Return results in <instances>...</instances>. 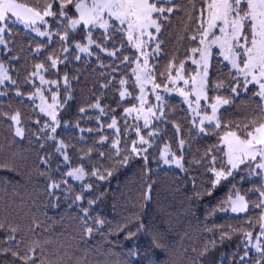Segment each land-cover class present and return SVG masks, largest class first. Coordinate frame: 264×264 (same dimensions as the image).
<instances>
[{"label": "trees", "instance_id": "trees-1", "mask_svg": "<svg viewBox=\"0 0 264 264\" xmlns=\"http://www.w3.org/2000/svg\"><path fill=\"white\" fill-rule=\"evenodd\" d=\"M20 2L42 9L49 0ZM179 3L180 9H174L169 20L161 21L163 26L156 38L162 40L161 50L149 61L154 66L155 82L161 84V88L155 93L150 89L147 102L156 104L155 95L159 93L163 115L151 121L152 147L146 153L147 164L142 156L131 158L123 167L113 163L124 155L125 148L130 149L132 141L138 144L133 126L143 123L142 119H134L137 114L134 112L127 117L126 130L125 109L138 106L135 97L140 95L139 86L133 85L135 77L131 69L135 65L120 63L122 54L129 59L135 54V50L126 45V40L116 34L105 43L102 30L97 29L93 33L94 41L102 43L108 50H115L116 56L110 57L93 47V56L80 54L81 59L76 60L74 44H86L82 31L69 35V51L62 55L58 36L46 44V39L19 24H11L13 31L5 34L8 48H0V61L10 69V75L16 81L15 85L10 83L0 87L8 91L5 98L0 97V165L6 166L0 167V224L4 225L0 230V264H23L12 252L25 256L33 247L36 259L28 264H39L41 260L45 264H257L258 261L264 264V260H260L261 254L252 249L262 223L261 208L254 207L260 203L258 189L263 185L262 178L256 174L259 170L250 173L248 165H241L230 178L214 185V176L207 171V159L200 164L193 160H200L206 149L211 148L213 154L218 155L216 166L219 169L224 158L215 151L217 136L200 133L183 97L169 95L164 90V77L169 71L173 75L176 72L175 67L170 68V63L178 67L183 61L182 75L186 79L197 71L189 58L190 49L196 42L188 39L194 30L196 12L192 11L190 0H179ZM195 5L199 9L200 0H195ZM52 10H58V2L53 3ZM66 11L75 18L71 5ZM190 11L192 21L188 20ZM45 19L49 21L50 30L56 31V20L53 17ZM38 45H43L39 54L35 51ZM216 53L214 51L209 67L208 96L210 100L214 95L230 100L218 112L222 129L224 122L233 128L239 125L241 129L245 125L251 129L253 122L256 125L264 123V108L260 98L253 95L256 86H249L247 93L237 89L240 94H232L230 67ZM49 55L64 62L52 69ZM37 63L45 65L47 80L59 84L62 107L58 111L60 125L55 141L46 139L48 133L39 132L40 125L36 121L43 124L48 117L28 98L36 87H40L30 76ZM65 75L68 77L67 89L63 81ZM121 79L128 81L123 89L119 83ZM218 83L222 87L216 89ZM182 86L183 81H179L175 87ZM167 87L173 90L172 84ZM53 90H57L55 85ZM121 90L131 93V97L121 99ZM17 91L21 95L18 96ZM69 95L71 99H66ZM97 101L104 108L103 114L94 107ZM17 112L21 120L18 126L24 130L23 138L15 136L17 125L10 119ZM113 118L119 132L108 127ZM148 131L141 128L140 134L148 139ZM117 137L120 156L113 155L112 144ZM180 140L184 141L183 151ZM61 141L66 146L63 151L67 153L68 161L56 151ZM166 146L178 158L183 156L182 163L187 171L162 163L160 155ZM45 158L47 164L42 162ZM80 166L89 175L82 182L69 180L66 172ZM109 168L115 170L103 180L90 174L99 169V174L106 175L105 169ZM63 180H68V184L62 183ZM50 181L60 183V188L52 190L51 195ZM89 184L91 188L87 187ZM237 192L248 203L247 211L224 214L222 211L227 207L229 197L236 196ZM146 194L150 199L145 198ZM77 195H82L83 199L77 201ZM90 201L94 203L90 205ZM82 208L88 209L86 223L94 229L90 239L83 236ZM97 219L104 221L103 227H99ZM11 228L16 229V240L7 241L13 234L9 231ZM249 231L252 232V243L245 240V233ZM128 233L133 235L129 237ZM222 233H229L231 238L225 236L221 241ZM212 241H215L214 245ZM261 243L264 244V238ZM4 249L9 250L4 252ZM205 249L207 253L202 255ZM246 251L247 257L241 260Z\"/></svg>", "mask_w": 264, "mask_h": 264}, {"label": "snow or ice", "instance_id": "snow-or-ice-1", "mask_svg": "<svg viewBox=\"0 0 264 264\" xmlns=\"http://www.w3.org/2000/svg\"><path fill=\"white\" fill-rule=\"evenodd\" d=\"M55 2H58L57 11L52 10ZM190 2L192 3V11L196 12V16L194 30L188 39L195 41L196 44L191 47L189 58L192 64L198 66L199 70L186 79L182 75L184 62H180L178 67L170 63V68L175 67L176 72L173 75L169 71L167 76L164 77V90L170 91L167 85L172 84L173 90L178 91L184 97L192 112V122L197 125L200 133L217 136V145L214 146L215 151L218 154H222L224 158L222 166L218 169L216 166L218 155L213 154L212 149L209 148L206 149L204 157L200 160L194 159L193 163L200 164L204 159H207V171L213 174L214 185L218 184L221 178L226 179L231 176L233 171L240 170V166L245 164L248 165L250 173L258 169L259 172L256 174L264 179V123L256 125L253 122L251 129L248 128V125L241 129L239 125L233 128L224 122L222 129V121L219 118L218 111L221 106L229 104L230 100L222 95H214L210 100L208 96V91L210 90L208 81L209 67L214 57L213 50L217 49L218 53L216 55L230 65V76L233 80L230 86L231 93L238 96L240 93L237 89L247 93L249 86L255 85L253 95L260 98L261 107L264 108V0H200L199 9L196 8L195 0H190ZM69 5L74 9L75 18L66 11ZM180 7L179 0H175V2L174 0H49L42 9H38L34 6H28L26 3L20 2V0H0V46L5 49L8 48L5 34H10L13 31L11 24H20L37 36L46 38V44L52 42L53 36H58L59 42L63 47L62 55L69 51V35L75 34L78 30L82 31L86 37V44H74L76 60L81 59L80 54L88 57L93 56L95 54L93 47L101 52H106L110 57H115L116 51L108 50L102 43L94 41L93 33L97 29L102 30L101 35L105 43L114 35L120 34L126 40V45L135 50V54L131 59L127 55L122 54L120 63L135 65L131 69L132 75L135 77L133 85H138L140 91V95L135 97L139 101L138 106L125 109L126 130L127 117L134 112L137 113L134 119L137 121L142 119L143 123L142 125L136 124L133 126L138 137V144L137 141H132L130 149L125 148L124 155L120 159L114 160L113 163L123 167L127 165L131 158L142 156L145 164H147L148 156L146 153L152 147L153 130L151 129V121L159 119L163 115L160 111L159 103L162 101V96L159 93L155 95L156 104L148 103L146 100L145 86L147 84L152 85V92L154 93L156 89L161 88V84L155 82L156 73L153 70L154 66H151L149 61L161 50L162 40L156 39L163 26L161 21L169 20L173 10H179ZM166 12L168 13L167 16L165 15ZM45 17H53L56 20L58 26L56 31L50 30L49 21ZM188 20H193L191 11L188 13ZM81 26L83 27L81 28ZM42 48L43 45H38L35 50L36 53L39 54ZM8 51H11V49H8ZM13 59H19V57H13ZM48 61L49 67L52 69H56L58 63L64 62L59 57L53 58L51 55L48 56ZM101 67H104V65L101 64ZM115 70L113 69V71ZM46 71L47 69L43 63H37L30 76L38 78L41 86L55 85L57 90L54 91L52 87L43 89L36 87L28 98L32 99L35 104L36 100L33 97H36L39 100V104L36 105L39 112L48 117V120L43 124H40L39 120L36 121L40 125L39 132L48 133L46 139L55 141V133L60 125L58 111L62 107V102L59 100L58 82L47 80L44 75ZM161 76H164V73H161ZM63 81L67 89V75L64 76ZM179 81H183V86L176 88L175 86ZM189 81H191V84H189ZM6 82L13 85L16 84V81L10 75V69L3 61H0V86L5 85ZM119 83L123 89V86L128 81L121 79ZM220 87H222V84L218 83L215 85L216 89ZM45 91L51 93V103L47 102L44 95ZM3 94V92H0V95ZM16 94L18 96L21 95L19 91ZM119 94L121 99L126 96L131 97V93L125 90H121ZM189 97L193 98L189 99ZM66 99H71V96H67ZM202 100L205 102L203 107L201 106ZM94 107L101 114L104 113V108L101 107L99 101ZM154 107L156 111L153 110ZM209 109L211 110L210 114ZM83 111L84 109L82 108L81 112ZM197 117L200 118L197 119ZM10 119L14 125H17L14 131L15 136L23 138L24 130L18 126L21 123L20 114L17 112ZM116 125L117 121L113 118L108 127L115 128L119 132ZM205 125L209 127H205ZM141 128L149 129L146 133L149 137L148 139H145V136L140 134ZM37 139H40V136ZM104 139L107 138L105 137ZM119 143V137H117L112 144L115 150L114 156H120L121 154ZM179 145L181 151H183L184 141L180 140ZM65 147L61 141L56 151L63 155L65 161H68L67 153L63 151ZM160 160L165 165L175 163L178 168L187 171L182 163L183 156L181 155L178 158L167 146L163 149ZM42 162L47 164L48 160L45 158ZM0 167L6 166L0 165ZM114 170V168L105 169L106 175H102L99 174V169H94L90 174L97 179L103 180L110 177ZM66 175L77 181H83L89 173L85 171L83 166H80L68 170ZM62 183L68 184V180H63ZM87 187L91 188V185L89 184ZM59 188L60 183L50 181V195L52 190ZM150 190L151 186L148 185V192ZM258 191L260 203L254 205V207L261 208L260 219L262 223L260 232L255 237V243H252L253 236L251 231L245 233V240L252 243L255 251L261 254L260 260H264V244L261 243V239L264 238V185H261ZM145 198L150 199V195L146 194ZM75 199L80 201L83 197L82 195H77ZM92 203L94 201L89 202L90 205ZM227 204L228 207L223 209L224 211L230 210L235 213L247 211L248 208L244 197L238 192L235 199L229 197ZM81 211L85 221L83 236L85 239H90L94 229L86 223L88 209L82 208ZM97 224L99 227H103L104 221L97 219ZM36 227H39V225H36ZM3 228L4 225L0 224V230H3ZM9 231L13 234L7 237V241L16 240L14 235L16 229L11 228ZM96 231H99V228ZM127 235L130 237L133 233H128ZM225 236L231 238L229 233H222L221 241ZM212 243L214 245L215 241H212ZM18 246L19 244H17ZM8 250L4 249L3 251L7 252ZM35 252L36 249L33 247L28 249V254L25 256H20L18 252H12V255L23 261V264H28L30 260L35 261ZM206 253L207 249L201 254ZM247 255L246 251L241 260H244ZM39 264H45V261L41 260ZM257 264H259V261Z\"/></svg>", "mask_w": 264, "mask_h": 264}, {"label": "rangeland", "instance_id": "rangeland-1", "mask_svg": "<svg viewBox=\"0 0 264 264\" xmlns=\"http://www.w3.org/2000/svg\"><path fill=\"white\" fill-rule=\"evenodd\" d=\"M175 1V0H174ZM20 25V24H19ZM21 27H23L22 25H20ZM41 27H43V26H41ZM24 28V27H23ZM25 29V28H24ZM27 30V29H26ZM29 31V30H28ZM154 31V30H153ZM31 32V31H30ZM33 34H35L34 32H32ZM36 35V34H35ZM39 37V36H38ZM55 36H53L52 37V39L54 38ZM40 38H42V37H40ZM157 38V37H156ZM43 39H46V38H43ZM2 46H0V48H1ZM214 51H217L218 52V50L217 49H214L213 50V52ZM220 58V57H219ZM221 60H222V58H221ZM223 61V60H222ZM191 63H192V61H191ZM223 63H225V64H227L228 65V63L226 62V61H223ZM194 65V64H193ZM211 65V64H210ZM195 67H196V69H197V71L199 70V68H198V66L197 65H194ZM229 67H230V65H228ZM34 81L35 82H37V83H39V85H40V81H39V79L38 78H36V77H34ZM10 83H8V82H6L5 83V85H3V86H0V87H6L7 85H9ZM189 84H191V83H189ZM251 86V85H250ZM255 86V85H254ZM40 87L43 89V88H47V87H54V85H45V86H41L40 85ZM180 88V87H179ZM145 89H146V100H147V97H148V95L150 94V89H152V85L151 84H147L146 86H145ZM0 92H3L4 94L3 95H0V97L1 98H5L6 96H7V94H8V91H4V90H2V89H0ZM166 93L167 94H169V95H177V96H181L180 94H179V92L178 91H176V90H170V91H166ZM44 95H45V97H46V99H47V102L48 103H51V99H50V97H51V93H49V92H47V91H45L44 92ZM183 97V96H182ZM193 97H189V99H192ZM33 99H35L36 100V105L37 104H39V100L36 98V97H33ZM183 99H184V97H183ZM184 101H185V99H184ZM187 103V102H186ZM204 104H205V102L202 100L201 101V106L203 107L204 106ZM187 105H188V103H187ZM188 107H189V105H188ZM222 107V106H221ZM220 107V108H221ZM220 108H219V110H220ZM189 110H190V108H189ZM209 111V114H210V109L208 110ZM219 112V111H218ZM190 113H191V116H192V112H191V110H190ZM200 117H197V119H199ZM259 159V158H258ZM167 167H174V168H176V169H180V168H178L174 163H172V164H170V165H166ZM234 172H236V171H233V173ZM232 176V175H231ZM231 176H228L226 179H228V178H230ZM68 177V176H67ZM68 179L69 180H72V181H76V182H82V181H77V180H75V179H73V178H71V177H68ZM221 180H225L224 178H221ZM220 180V181H221ZM263 180V182H262V184L264 185V179H262ZM233 199H235V196L234 197H232ZM248 204V203H247ZM227 207H228V205H227ZM226 207V208H227ZM224 214L225 213H230V214H233V215H236V214H240V213H243V212H245V211H239V212H232V211H222ZM252 249L255 251V248L252 246Z\"/></svg>", "mask_w": 264, "mask_h": 264}]
</instances>
